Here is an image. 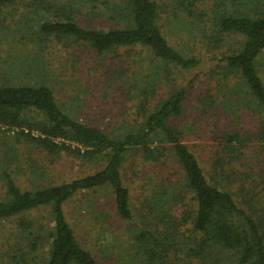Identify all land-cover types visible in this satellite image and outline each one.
<instances>
[{
	"label": "trees",
	"instance_id": "trees-1",
	"mask_svg": "<svg viewBox=\"0 0 264 264\" xmlns=\"http://www.w3.org/2000/svg\"><path fill=\"white\" fill-rule=\"evenodd\" d=\"M169 1L174 18L180 13L202 22L206 13L211 14L206 20L215 45L223 37L239 39L237 48L222 61L228 72L239 77L245 105L259 117L256 133L227 132L205 172L173 125L183 111V89L154 105L138 128L110 136L75 119L57 104L45 83H0V136L8 139L0 149L2 157L13 155L20 145L44 156L65 153L97 166L86 176L55 186L37 185L29 191L18 187L8 167L1 171L0 224L43 208L49 216L47 224L24 218L16 221L15 238L6 249L9 264H98L78 243L62 206L80 192L108 189L116 216L132 221L137 207L122 169L133 154L157 169L168 160L179 170L173 182L156 175L145 179L150 189L141 196L136 215L143 228L133 237V264H264V194L257 193L255 185L243 186L238 169L250 138L264 151V84L256 70L257 58L264 51V0ZM207 2H211L209 12L204 8ZM18 3L30 8V17L18 19L10 34L31 42L37 51L45 50L50 42L71 40L86 44L98 55L138 46L154 60L181 71L194 70L200 63L170 46L162 34L160 22L167 13L163 0H0V8ZM80 17L85 26L77 21ZM96 22L109 27L98 29L93 25ZM33 62L25 69L37 67L33 65L37 61ZM30 174L40 181L44 173L32 164ZM178 204L184 210L177 218L171 211Z\"/></svg>",
	"mask_w": 264,
	"mask_h": 264
},
{
	"label": "rangeland",
	"instance_id": "rangeland-1",
	"mask_svg": "<svg viewBox=\"0 0 264 264\" xmlns=\"http://www.w3.org/2000/svg\"><path fill=\"white\" fill-rule=\"evenodd\" d=\"M163 1L167 2V13L162 15L160 22L162 34L168 44L185 57L199 59L200 63L194 70L167 67L138 46L121 47L98 55L86 44L63 40L60 43L50 42L45 50L37 51L31 42L10 34L12 25L30 11L26 4L18 3L14 7L0 8V83L12 80L45 83L52 90L57 104L75 119L110 136L123 135L129 129L138 128L154 105L170 92L183 89V111L173 125L203 170L208 171L227 132L252 135L260 123L259 117L245 105L244 95L239 92V77L228 72L222 61L237 48L239 39L223 37L215 45L210 23L206 20H210L211 14L206 13L207 18L202 22L193 21L180 13L174 18L170 1ZM210 4L206 3L205 12H209ZM77 21L86 25L83 17ZM93 25L98 29L109 27L104 22ZM33 60L37 61L33 64L37 67L30 66L26 70V65ZM256 70L264 84V51L257 58ZM249 106L254 108L253 104ZM5 140L8 139L1 135L0 149H3ZM250 140L245 143L238 169L243 173L242 185L248 188L255 185L257 193L263 195L264 151L252 138ZM3 155L0 153V174L8 167V173H12L18 187L25 191L35 189L37 185L48 187L69 182L97 169L95 164L80 163L65 153L48 157L20 145H16L13 155H6L7 158ZM32 164L41 167L44 173L40 181L30 174ZM178 173L172 161L166 160L157 169L155 165L143 164L139 155L127 158L122 176L133 206L137 207L130 222L121 221L116 216L113 195L108 189L80 192L69 199L63 204L62 211L80 246L98 264H133V256L136 257L133 237L143 228L136 215L141 210V196H146L150 189L145 179L156 175L155 178L173 182ZM183 210L182 204H178L171 214L178 218ZM19 218L47 224L48 209L36 210L0 224V264H9L6 249L15 238V224Z\"/></svg>",
	"mask_w": 264,
	"mask_h": 264
}]
</instances>
